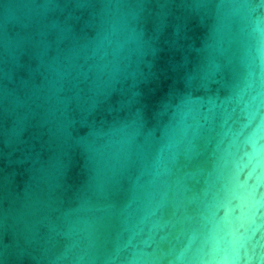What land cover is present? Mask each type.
Instances as JSON below:
<instances>
[{"label": "water", "instance_id": "95a60500", "mask_svg": "<svg viewBox=\"0 0 264 264\" xmlns=\"http://www.w3.org/2000/svg\"><path fill=\"white\" fill-rule=\"evenodd\" d=\"M0 264H264V0H0Z\"/></svg>", "mask_w": 264, "mask_h": 264}]
</instances>
